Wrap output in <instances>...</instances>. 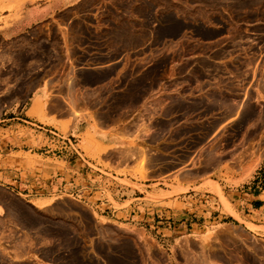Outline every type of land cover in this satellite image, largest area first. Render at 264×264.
<instances>
[{
    "label": "rangeland",
    "instance_id": "1",
    "mask_svg": "<svg viewBox=\"0 0 264 264\" xmlns=\"http://www.w3.org/2000/svg\"><path fill=\"white\" fill-rule=\"evenodd\" d=\"M36 1L0 0V13ZM49 79L75 117L92 112L135 129L111 155L97 146L86 155L113 169L115 154L136 186L121 184L144 191L152 165L164 178L201 175L194 190L236 218L229 192L251 187L264 199V0H82L0 40V104ZM187 190L145 200L176 210L171 198ZM1 197L0 264H264V223L201 217L194 230L156 238L70 198L45 207Z\"/></svg>",
    "mask_w": 264,
    "mask_h": 264
},
{
    "label": "crops",
    "instance_id": "2",
    "mask_svg": "<svg viewBox=\"0 0 264 264\" xmlns=\"http://www.w3.org/2000/svg\"><path fill=\"white\" fill-rule=\"evenodd\" d=\"M42 1L46 3L37 5ZM80 1L25 2L4 11L8 14L0 17V40L18 39ZM57 90L50 79L47 83L43 80L25 99L0 104V217L7 214L6 201L1 197L5 193L45 207L58 199L70 198L87 205L107 221L143 229L156 238L165 236L167 231L171 236L194 230L201 217L219 225L234 223L237 219L264 223V199L261 194H254L251 187L229 192V200L225 197L236 218L221 205L222 208L209 206L211 197L194 190L203 183L201 175L177 170L164 178L161 170L150 165L149 180L142 184L144 191L121 184L117 180H130L129 184L136 186L133 179L118 173L122 167L115 154L111 160L113 169L102 167L86 155L90 156V149L96 146L107 149L99 156L111 155L128 145L135 129L125 123L98 119L92 112L75 117L69 112V97H59ZM75 107L82 109L86 105L79 103ZM59 129H66L67 133ZM19 130L25 131L24 137L16 134ZM53 134L61 135L66 142L56 145L58 139ZM55 146L59 149L55 153L46 150ZM176 178L179 183L175 182ZM255 179L258 186L260 176ZM170 184L175 189L188 187L186 192L171 198L173 204H178L176 210L164 206L168 199L156 204L145 200L149 193H156L151 196L158 198L172 196L170 193L175 189L170 191L164 187ZM154 185L157 187L151 189Z\"/></svg>",
    "mask_w": 264,
    "mask_h": 264
},
{
    "label": "built area",
    "instance_id": "3",
    "mask_svg": "<svg viewBox=\"0 0 264 264\" xmlns=\"http://www.w3.org/2000/svg\"><path fill=\"white\" fill-rule=\"evenodd\" d=\"M53 136L58 139V143L56 145H58L61 142H66V140L61 135L53 134ZM46 150L49 151V152L55 153L59 149H58L57 146H55L54 148L53 147H46Z\"/></svg>",
    "mask_w": 264,
    "mask_h": 264
},
{
    "label": "bare ground",
    "instance_id": "4",
    "mask_svg": "<svg viewBox=\"0 0 264 264\" xmlns=\"http://www.w3.org/2000/svg\"><path fill=\"white\" fill-rule=\"evenodd\" d=\"M232 213H233V214H235V215L237 216V214H236V213H234L233 211H232Z\"/></svg>",
    "mask_w": 264,
    "mask_h": 264
}]
</instances>
